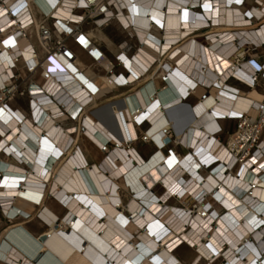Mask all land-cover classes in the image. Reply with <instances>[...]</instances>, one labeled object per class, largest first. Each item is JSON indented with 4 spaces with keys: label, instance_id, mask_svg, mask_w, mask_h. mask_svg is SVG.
<instances>
[{
    "label": "bare ground",
    "instance_id": "bare-ground-1",
    "mask_svg": "<svg viewBox=\"0 0 264 264\" xmlns=\"http://www.w3.org/2000/svg\"><path fill=\"white\" fill-rule=\"evenodd\" d=\"M35 1L0 0V39H5L4 46L0 44V71L17 53L9 44L15 43L27 56L26 44L36 41L14 38L17 28H38L43 12L56 16L59 27L63 17H74L70 11L73 0H58L56 5L55 0ZM114 2L118 9L115 22L135 39L136 46L129 53L125 41L115 61L104 56L99 63L109 70L120 62L124 72L104 74V79L125 88L117 96L132 94L122 103L107 104L94 113V119L92 110L100 104L98 89L78 65L86 59L81 53L70 65L78 73L70 74L55 60L49 65L54 77L45 83L47 92L69 107L71 116L80 110L77 119L60 115L56 103L44 95L37 96L42 101L35 103L29 116L23 109L16 114L12 108L0 118V147L7 153H0V208L6 218L16 221L0 237V264H214L221 258L225 264H264V200L260 199L264 137L248 162L255 167L251 172L244 159L239 161L231 152L237 133L229 135L225 144L218 138L221 126L216 123L219 118L246 122L262 118L258 128L264 127V115H260L264 105L227 84L234 79L250 90L255 86L253 75L264 74V64L234 60L243 58L249 46L264 47V24L258 30L243 27L250 24L239 9L245 0ZM255 5L264 8V0ZM30 20L32 24L26 26ZM202 26L213 28L204 42L195 35L186 37L194 30L201 32L196 27ZM99 30L103 28L95 26L89 34L102 42L96 33ZM154 79L163 85L153 89L150 82ZM173 80H178L179 92ZM133 82L139 83L129 86ZM192 96L195 100L190 103ZM154 101L156 107L135 118L145 114ZM171 104L184 112L179 110L175 123L156 128L158 151L137 166L144 159L127 145L137 139L142 126V135L150 141L148 126L152 122L155 127L161 111ZM205 114L218 118L198 127ZM172 124H176L177 135ZM169 130L173 142L187 150L180 159L174 150L166 149ZM120 131L124 136L118 135ZM79 138L103 151L96 163H88L82 149L75 147ZM119 184L131 193L124 206L127 213L119 208ZM156 187L161 188L158 194ZM23 191L39 196L37 210L17 203ZM189 195L196 203L195 211L170 203ZM48 196L63 210L61 216L44 204ZM29 209L35 211L31 220L36 218L33 222L39 230L26 223ZM183 245L195 253L187 263L175 255ZM36 248H40L38 260L29 256Z\"/></svg>",
    "mask_w": 264,
    "mask_h": 264
},
{
    "label": "built area",
    "instance_id": "built-area-1",
    "mask_svg": "<svg viewBox=\"0 0 264 264\" xmlns=\"http://www.w3.org/2000/svg\"><path fill=\"white\" fill-rule=\"evenodd\" d=\"M57 1L55 0V5L58 3ZM70 11L74 17H63L61 27L57 26L56 16L43 12L38 22V28L33 27L31 31H23V28L16 29L14 38L23 37L24 40L34 39L36 41L34 44H26L27 56L17 50L18 47L15 43L9 44V47L17 53L11 56L12 62L4 64L5 67L0 71V118L12 108L16 114L18 109H23L27 111L25 115L29 116L35 103L39 105L38 103L42 101L38 100L37 96L44 95V98L56 103L60 115L66 114L72 119H77L80 110L75 116H71L69 107L58 101L45 88L46 81L54 77L49 65L55 60L74 75L78 73V69L75 67V70H71L70 65L73 66L76 56L83 53L97 73L108 76L113 74L115 65L109 70L101 67L99 62L104 59V56H108L100 41L90 36L89 31L95 26L105 28L111 24L119 23L115 22L118 21V9L114 0H73ZM31 24L32 20L26 26ZM122 28L125 29L123 26ZM4 42L5 39H0V44L3 46ZM8 70H11V73L8 76L4 75ZM253 77H255V82L257 74H254ZM260 115H264V111ZM250 119L248 118L247 122L239 119L240 122L235 133H237L236 145L240 147L235 148V145L231 149V152L236 154V159L239 161L244 159L242 161L244 164H248L260 145L261 138L264 137V127L258 128L262 118ZM219 130L222 132V127ZM167 135L172 137L173 133L169 130ZM143 138L145 139V135ZM168 151L171 152L172 149ZM1 152L6 153L4 147H0ZM248 169H251V172L255 171V167L250 163Z\"/></svg>",
    "mask_w": 264,
    "mask_h": 264
},
{
    "label": "rangeland",
    "instance_id": "rangeland-1",
    "mask_svg": "<svg viewBox=\"0 0 264 264\" xmlns=\"http://www.w3.org/2000/svg\"><path fill=\"white\" fill-rule=\"evenodd\" d=\"M256 1L257 0H245L243 6L239 7V9L243 12V16L244 17L248 16L247 19L249 20L250 24L243 26L244 28L247 27L246 29L258 30L261 28L262 24H264V8H258L255 5ZM249 14L250 15L252 14L251 17L249 16ZM214 26H216V25H214ZM214 26L212 25L211 27H214ZM196 28H195L196 32L197 31H201V32H198V33L194 32L195 34H193V35H195L197 39H199L200 41H203V42L205 41L206 36H207L205 34H207L209 31L213 30V28H211V30L205 29L206 27H203V26L200 29H198V27H196ZM207 28H208V26H207ZM233 28H242V26H236ZM96 33H97V35H101L102 38L104 37L103 39H101L102 42H100V43L103 46V48L105 49L108 58L111 59L112 61H115L114 56H116V54L118 53L117 51L120 49V46L125 41H127V48H128L129 53L133 52L135 49V46H136L135 39L129 38L128 33L126 31L121 30L117 24H111V25L103 28L102 32L96 31ZM168 51H170V49H168L167 52ZM242 59H244V61L246 60V62L253 59V60L257 61L260 65L264 64V47L256 45L255 48H252V46H249L248 49H246V53H245L243 58L237 57L234 60L237 61V60H242ZM114 65H115L114 70H113L114 73H119L122 71L121 67H120V65H121L120 62H118V61L114 62ZM229 83L237 86L240 89L247 90V87H245L244 85H242L236 81L231 80V81H229ZM251 91H252V95L255 96L259 100L260 104L264 105V74H262V72H260V71L257 72V80L255 81V86L253 89H251ZM246 96L251 97L249 95H246ZM108 98L109 97H104L103 99H101V101H99V103L106 101V99H108ZM194 100H195V98L193 97L191 99V102H194ZM206 115H208V114L203 115V117L200 119V121L205 120ZM200 121H199V123H200ZM239 122H240L239 119H233V118L225 119L222 121L220 120L222 132L218 135L219 140L221 142L227 144L228 136L231 134H234L237 131ZM143 128H144V126H142L141 129L137 130L138 138L135 141L130 142V145L132 148L136 149V151L139 153V155L143 159L149 160L151 157V153H152L154 148H153L150 141L143 138V135H142V129ZM173 136H174V134L172 135V137H168L169 140H168V142H166V149L174 150L172 153L175 154V156H177L180 159V158H182L181 156L185 155L187 150L182 149L179 144L174 143L173 142V140H174ZM76 142H77V146H79L82 149V151L84 152V154L86 155L88 163H90V164L96 163L98 161V158L104 154L103 151L95 149L96 146L94 143L93 144L95 147H93L92 145L87 143V141L84 140L83 138L76 139ZM83 144H85L86 149H85ZM112 146H114V145L109 144V147H112ZM87 149H88V152L86 151ZM93 153H96L97 157H93L94 156ZM224 171H225V169H224ZM262 188H264V187H262ZM154 191L158 194V193H160L161 188L156 187L154 189ZM117 192L119 193V196L122 200L121 209L125 213H127V211H125V209H124L125 208L124 206L127 203V200L130 198L131 194H130L129 190L126 187L122 186L121 184L118 185ZM26 193H27V195H26ZM29 193L30 192H26V191L25 192L23 191L22 193H20L17 203L24 204V206L20 205V204L19 205L22 208L23 207L26 208L27 206L25 204H27V203L22 202L21 201V198H22L23 200L32 203V205H29V204H27V205H29L32 208H34L35 210H37L40 198H39V196H35L34 193H30V194ZM49 197L50 196H48L44 200V204H46L49 207H51L52 209L56 210L55 212H57L58 216H61L63 213V210L58 209V207L54 204V202L51 199H49ZM260 199L264 200V189H262ZM170 203L174 204V205H179L181 207H188L190 211L196 210V208H195L196 203L190 195L186 196L182 199L175 197V199L173 198ZM218 211L223 212V210L220 208L218 209ZM34 213H35V211H32V209L29 211V214L27 215V217H25L28 219V221L26 223L29 224V226H31L33 229L39 230V226L37 224H35V222H33V221H35L36 218L31 220V217L34 216ZM9 219H11V218H9ZM15 223H16V221L12 222V221H9L8 219H6L2 215L1 208H0V237L4 233V231L8 225H12ZM36 249L38 250L40 248H36ZM194 254L195 253H194L192 247H187L184 245L179 250H177V252H176L177 257L179 259L184 260L185 263H187L194 256ZM33 257H35V256H33ZM220 263L225 264V262L222 258L218 259L214 262V264H220Z\"/></svg>",
    "mask_w": 264,
    "mask_h": 264
},
{
    "label": "crops",
    "instance_id": "crops-1",
    "mask_svg": "<svg viewBox=\"0 0 264 264\" xmlns=\"http://www.w3.org/2000/svg\"><path fill=\"white\" fill-rule=\"evenodd\" d=\"M36 16V15H35ZM37 17V16H36ZM103 30H99V32H102ZM194 34V31H193V33L191 32V33H189L188 35H186V37L188 36V37H190V36H194L193 35ZM98 36H100V38L102 37L101 35H98ZM185 37H183V39H184ZM101 39H103V38H101ZM118 52V51H117ZM116 52V53H117ZM172 61L175 63V61L172 59ZM82 64L81 63H79L78 65L82 68V73L91 81V83H93L95 86H96V88L98 89V92H97V94H96V100L99 102V101H101V99H103L104 97H109L108 99L109 100H107V101H104V102H101L99 105H97V106H95L94 108H93V110H92V115L91 114H89V115H91L94 119H96V117L94 116V113L95 112H98V111H101L103 108H104V106H106L107 104H110V103H115L116 101H119L120 103H122L123 102V99L127 96V95H130V94H132V92L130 93V94H125V95H123V96H117V95H120L121 93H125L126 92V90H125V88H123V86H119V85H115L114 83H111V82H109V81H107L106 79H104V74H99V73H97L95 70H94V67H89L88 65H89V63L86 61V59H84V57L82 58ZM257 62V61H256ZM83 66V67H82ZM126 67V66H125ZM127 69H128V67H126ZM121 72H124V70L121 68ZM129 70V69H128ZM130 71V70H129ZM131 72V71H130ZM96 76V77H95ZM129 76H130V73H129ZM190 76V75H189ZM188 76V77H189ZM104 79V80H103ZM145 79V78H144ZM232 81H236V80H234V79H231ZM231 80H229V81H231ZM226 81V80H225ZM229 81L227 82V84L228 85H230L231 87H235L236 89H238V92H240V93H245V94H247V95H249V96H251L256 102H259V100L255 97V96H253L252 95V91H251V89L250 90H243V89H241L240 90V88H238L237 86H235V85H233V84H231V83H229ZM140 82V81H139ZM138 82V83H139ZM174 82H176V85H175V88H176V90H177V92H179V89H180V85H178V80H173V82L172 83H174ZM236 82H238V83H240L239 81H236ZM103 83V84H102ZM137 82H133L131 85H129V86H134V85H136V84H138ZM150 84L152 85L151 87L153 88V89H157V88H160L162 85H163V83L162 82H160L159 80H156V79H154V80H152V82H150ZM175 84V83H174ZM240 84H242V83H240ZM243 85V84H242ZM128 86V87H129ZM144 86V85H143ZM142 86V87H143ZM245 86V85H244ZM142 87H139V88H135L134 89V91L133 92H135L136 90H138V89H140V88H142ZM246 87V86H245ZM151 88V89H152ZM181 88H183V86L181 87ZM107 92H106V91ZM193 95L195 96V97H197L198 95L196 94V93H193ZM115 96V97H114ZM112 97H114V98H112ZM255 97V98H254ZM110 98H112V99H110ZM193 98V96L192 97H190L189 99H188V101L190 102V103H193V102H191V99ZM182 99V98H181ZM183 102H185V104H186V106H187V108H188V103L186 102V101H183ZM260 103V102H259ZM174 105L175 104H171V105H168V106H166L165 107V110H162L161 111V114L159 115V117L157 118V125L155 126V127H153V124H152V122H151V124L148 126V128L150 127V129H149V131H148V135L150 136V142H151V144H152V146H153V151H152V153H151V157L153 156V154H155L157 151H158V148H159V144L158 143H156L155 141H154V138L155 139H158V130L156 129V128H158V126H163V125H165V123H167V122H171V123H175L174 121L178 118V112H179V110H181V109H179V107L177 106V107H174ZM157 106V102H155L154 101V103H153V106H151L148 110H147V112L145 113V114H143V115H137L135 118H142V117H144L146 114H148L154 107H156ZM184 109H186V108H184ZM181 111H183V110H181ZM184 112V111H183ZM88 114V113H87ZM86 114V115H87ZM157 115V116H158ZM212 117H214V115H210V114H208V115H206V117H205V120H203V121H200V123L198 124V127H200V126H202L203 124H204V122H207V121H209ZM116 118H117V120H118V125H121V123H120V116L117 114L116 115ZM215 119L216 118H218V117H214ZM226 118V117H225ZM93 119V120H94ZM220 120L222 121V120H225V119H223V118H219V120L218 121H216V123L217 124H219L220 126H221V124H220ZM175 126H176V124L174 125V124H172V128H173V130H174V133L177 135V133H176V130H175ZM123 126L121 125V128H122ZM148 128H146V129H148ZM145 129V130H146ZM153 131H155V133H154V135L155 136H153V135H151L150 133H152ZM123 133V132H122ZM121 133V131L118 133V135L121 137V136H124L123 134ZM80 139V138H79ZM90 139V138H89ZM127 146H131L130 145V143H129V145H127ZM161 147H163V145H160ZM75 147L77 148L78 146H77V142L75 143ZM76 148H75V150H76ZM73 149V148H72ZM85 149H86V147H85ZM136 150V149H135ZM150 157V158H151ZM181 157H183V156H181ZM149 160H145L144 159V162L143 163H141V164H139V165H137V166H143L146 162H148ZM130 192V191H129ZM131 194V193H130ZM131 197V196H130ZM130 199V198H129ZM128 199V200H129ZM127 200V201H128ZM21 201L22 202H24V203H27V204H29V205H32V203H30V202H28V201H25V200H23L22 198H21ZM121 202H122V200H121V198H120V204H119V208L121 209ZM51 208V207H50ZM125 209V208H124ZM54 210V209H53ZM54 211H56V210H54ZM125 211H126V209H125ZM2 212V211H1ZM57 213V212H56ZM2 215L4 216V214H3V212H2ZM5 217V216H4ZM6 218V217H5ZM6 219H8L9 221H11L10 219H9V217L8 218H6ZM31 227V226H30ZM135 231V230H134ZM37 249H32L30 252H29V256L31 257V258H33V259H37ZM175 255H176V252H175ZM33 256H35V257H33ZM177 256V255H176ZM192 259V258H191ZM190 259V260H191ZM38 260V259H37ZM180 260H182V259H180ZM189 260V261H190ZM182 261H184V260H182ZM188 261V262H189Z\"/></svg>",
    "mask_w": 264,
    "mask_h": 264
},
{
    "label": "water",
    "instance_id": "water-1",
    "mask_svg": "<svg viewBox=\"0 0 264 264\" xmlns=\"http://www.w3.org/2000/svg\"><path fill=\"white\" fill-rule=\"evenodd\" d=\"M168 140H169V139L166 138V139H165V142H168ZM40 238L43 240V239H44V235H42Z\"/></svg>",
    "mask_w": 264,
    "mask_h": 264
},
{
    "label": "snow or ice",
    "instance_id": "snow-or-ice-1",
    "mask_svg": "<svg viewBox=\"0 0 264 264\" xmlns=\"http://www.w3.org/2000/svg\"><path fill=\"white\" fill-rule=\"evenodd\" d=\"M7 43V42H6Z\"/></svg>",
    "mask_w": 264,
    "mask_h": 264
}]
</instances>
